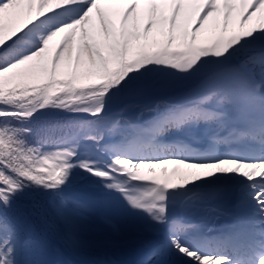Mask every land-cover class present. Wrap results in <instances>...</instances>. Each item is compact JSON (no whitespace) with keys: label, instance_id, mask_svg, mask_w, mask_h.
<instances>
[{"label":"snow or ice","instance_id":"snow-or-ice-1","mask_svg":"<svg viewBox=\"0 0 264 264\" xmlns=\"http://www.w3.org/2000/svg\"><path fill=\"white\" fill-rule=\"evenodd\" d=\"M100 204L135 264H264V0H0V264Z\"/></svg>","mask_w":264,"mask_h":264},{"label":"trees","instance_id":"trees-1","mask_svg":"<svg viewBox=\"0 0 264 264\" xmlns=\"http://www.w3.org/2000/svg\"><path fill=\"white\" fill-rule=\"evenodd\" d=\"M93 211L94 228L85 235V239L89 242V246L80 251L69 248L64 242L55 238L46 225L40 222L37 217H30L29 223L35 233L44 240L43 258L49 261L64 262V264H110L118 260V254L114 250L119 247L118 243L126 241L130 243L134 236L128 231L129 235L123 236H104L98 233V218ZM119 234V232L117 233ZM104 254L102 255V252Z\"/></svg>","mask_w":264,"mask_h":264},{"label":"rangeland","instance_id":"rangeland-1","mask_svg":"<svg viewBox=\"0 0 264 264\" xmlns=\"http://www.w3.org/2000/svg\"><path fill=\"white\" fill-rule=\"evenodd\" d=\"M170 167V165H169ZM96 212L95 215L98 218V225H99V229H98V233L100 235H104V236H111L112 238H114V236H123V234H125L126 236L129 235L128 231H130V233L132 234L135 230V228L138 226V221L137 218L131 216L130 214H128L127 212L123 211V210H115L113 209L110 205L107 204H100L99 206H97V208H95ZM106 217H111L112 219H114L119 225H120V231L119 234H117L118 232H114L109 226L108 224L105 223V218ZM123 233V234H122ZM133 235V234H132ZM124 238H126L125 236H123ZM161 239L160 236L158 235H145L143 236L141 239H138L135 242V239H133L130 243H127L126 241H122V243H118V247L120 250H118L119 255L124 257H128L131 256L132 258H139V254L142 250V246L147 243V242H155L157 240ZM132 248L129 251V248ZM127 259H124V262ZM128 261V260H127ZM133 263L134 259H133Z\"/></svg>","mask_w":264,"mask_h":264}]
</instances>
